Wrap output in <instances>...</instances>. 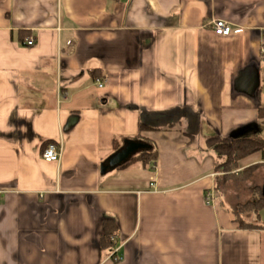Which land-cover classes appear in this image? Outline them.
<instances>
[{
    "label": "crops",
    "instance_id": "crops-1",
    "mask_svg": "<svg viewBox=\"0 0 264 264\" xmlns=\"http://www.w3.org/2000/svg\"><path fill=\"white\" fill-rule=\"evenodd\" d=\"M263 50L264 0H0V264H264L238 225L262 216L237 215L264 162L236 172L253 186L207 146L264 124ZM127 142L146 149L102 172Z\"/></svg>",
    "mask_w": 264,
    "mask_h": 264
},
{
    "label": "trees",
    "instance_id": "trees-1",
    "mask_svg": "<svg viewBox=\"0 0 264 264\" xmlns=\"http://www.w3.org/2000/svg\"><path fill=\"white\" fill-rule=\"evenodd\" d=\"M259 118L264 119V109L259 112ZM156 128L150 127L147 124H140V132L144 131H155ZM141 135L135 137L133 140H141ZM119 140L115 139V150L120 148ZM207 146L209 149L213 150L221 159H223V163L219 166V168L226 173L229 178H236L242 181L248 180L252 176V172L255 170L257 165L251 166L249 168L244 169L236 174L238 170L241 169L242 162L250 157L258 155L264 161V137L257 134L252 138L245 139H225L220 136H213L207 139ZM158 154L156 151H144L134 157L130 164L141 162L145 167L150 166V169L156 165ZM264 210V202L261 199H256L251 201L245 205H242L237 210V215L240 217L241 214L245 213H256L259 214ZM239 221V218L237 219ZM240 228L254 230L258 228H264L253 225L246 224L242 221L238 223ZM104 230L105 234L102 239L104 247H111L113 242L111 241V237L115 234L117 228L116 225L111 220L104 221Z\"/></svg>",
    "mask_w": 264,
    "mask_h": 264
},
{
    "label": "built area",
    "instance_id": "built-area-1",
    "mask_svg": "<svg viewBox=\"0 0 264 264\" xmlns=\"http://www.w3.org/2000/svg\"><path fill=\"white\" fill-rule=\"evenodd\" d=\"M214 32L218 36H229L232 33V27L225 21L216 20L214 21ZM33 42H29L28 45H32ZM264 53V50H263ZM100 87H103V84L100 83ZM62 145L60 143H49L45 149L42 158L45 162L48 163H58L62 158Z\"/></svg>",
    "mask_w": 264,
    "mask_h": 264
},
{
    "label": "water",
    "instance_id": "water-1",
    "mask_svg": "<svg viewBox=\"0 0 264 264\" xmlns=\"http://www.w3.org/2000/svg\"><path fill=\"white\" fill-rule=\"evenodd\" d=\"M146 149V145L137 142H127L125 146L102 166V172L114 166H120L129 161L136 153Z\"/></svg>",
    "mask_w": 264,
    "mask_h": 264
},
{
    "label": "rangeland",
    "instance_id": "rangeland-1",
    "mask_svg": "<svg viewBox=\"0 0 264 264\" xmlns=\"http://www.w3.org/2000/svg\"><path fill=\"white\" fill-rule=\"evenodd\" d=\"M257 134H260V136L264 137V124H260V125L256 124L254 126L242 128L236 134L234 133L233 135H231L229 138L230 139H245V138H252L256 136ZM263 174L262 173L258 174L257 170H254L252 172V176L249 178V180L250 179L252 180L253 186H255L258 183H261ZM259 214L260 216H262V220H264V210L259 212Z\"/></svg>",
    "mask_w": 264,
    "mask_h": 264
}]
</instances>
